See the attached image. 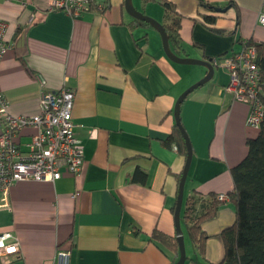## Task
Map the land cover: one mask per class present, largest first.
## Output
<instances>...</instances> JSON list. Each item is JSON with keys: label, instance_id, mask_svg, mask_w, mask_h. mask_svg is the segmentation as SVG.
Here are the masks:
<instances>
[{"label": "crops", "instance_id": "obj_1", "mask_svg": "<svg viewBox=\"0 0 264 264\" xmlns=\"http://www.w3.org/2000/svg\"><path fill=\"white\" fill-rule=\"evenodd\" d=\"M94 1L105 10L71 17L50 11L52 0H0L10 45L0 63V90L10 113L35 115L41 91L73 89L71 119L83 151L78 174H63L53 183L17 182L5 202L0 195V233L14 234L20 247L18 259L0 264H63L56 259L62 249L69 250L67 264L178 260L150 235L157 230L175 238L174 208L185 157L175 142L165 143L176 127L177 98L207 70L170 61L157 31L135 23L124 0ZM161 1L170 2L180 17V57L207 61L240 51L246 41L264 42L258 22L264 0H132V5L164 26L171 17ZM204 3L232 4L219 12ZM228 80L225 70L214 67L211 80L180 105V123L192 148L180 209L184 264H218L220 234L235 219L228 199L214 218L201 223L207 235L202 257L181 221L184 197L229 193L230 171L246 156V141L258 133L246 125L247 106L226 92ZM33 132L26 128L15 138L21 153Z\"/></svg>", "mask_w": 264, "mask_h": 264}, {"label": "built area", "instance_id": "obj_2", "mask_svg": "<svg viewBox=\"0 0 264 264\" xmlns=\"http://www.w3.org/2000/svg\"><path fill=\"white\" fill-rule=\"evenodd\" d=\"M94 9L103 12L105 6L94 0H52L50 11H62L71 17H79ZM264 26V2L258 15ZM7 25L0 20V63L10 48L6 40ZM246 41L240 51L212 60V65L228 74L226 92L233 100L248 108L246 125L259 129L264 115L263 84L257 65V51ZM41 87L44 81L39 79ZM74 90L63 86L56 91H41L39 112L23 117L10 113L8 102L0 90V195L5 202L9 188L17 182L37 181L53 183L63 174L76 175L83 166V151L74 133L71 108ZM26 128L33 129L27 151L21 153L15 138ZM226 202V193L217 195ZM19 241L11 232L0 233V261L6 263L10 257L18 259ZM69 250H57L56 259L67 264Z\"/></svg>", "mask_w": 264, "mask_h": 264}, {"label": "trees", "instance_id": "obj_3", "mask_svg": "<svg viewBox=\"0 0 264 264\" xmlns=\"http://www.w3.org/2000/svg\"><path fill=\"white\" fill-rule=\"evenodd\" d=\"M232 3L216 8L206 3L201 4L210 10L222 12ZM161 6L170 15L169 24L164 25L169 46L179 55L178 30L180 17L175 13L174 6L167 1H161ZM212 22L214 18H207ZM135 23L146 25L139 21ZM249 45L252 43L249 41ZM257 51V65L261 72L264 91V42L254 44ZM213 60V59H211ZM212 62V61H211ZM264 104V96H263ZM176 143L178 152L186 158V147L177 127L167 138L166 145ZM247 153L244 159L230 171L232 190L226 193L234 208V222L225 228L221 234L223 257L218 264H264V115L260 122L257 136L246 141ZM217 195L209 194L203 198L198 193L184 197L181 221L187 225V231L198 254L204 256L207 235L201 230V223L214 218L219 206L223 203ZM150 239L156 244L178 254V244L175 238L168 237L154 230Z\"/></svg>", "mask_w": 264, "mask_h": 264}, {"label": "water", "instance_id": "obj_4", "mask_svg": "<svg viewBox=\"0 0 264 264\" xmlns=\"http://www.w3.org/2000/svg\"><path fill=\"white\" fill-rule=\"evenodd\" d=\"M124 9L130 17L148 24L150 27L155 29V31H157V33L160 35L163 53L170 61L176 64H182V65H199V66H203L207 70L206 75L201 80L191 85L183 93H181V95L177 98L174 109H173L175 126L178 128L180 134L182 135V138L184 140V144L186 147L185 164H184V168L181 173V176L179 178L178 194H177L176 204L174 208V221H175V231H176L175 239L178 244V255H179L178 260L174 264H184L186 261V254H185V248H184L183 234L180 229V209H181L182 200H183L184 185H185L186 177L189 171L191 158H192V148H191L190 140L183 126L180 123L179 111H180V105L192 91H194L198 87L204 85L206 82L211 80V78L213 77V73H214V66L212 65L211 59L207 61H202V60H196V59L178 56L169 46L168 36L165 32L164 27L160 25L154 19L143 15L137 9H135L132 5V0H124Z\"/></svg>", "mask_w": 264, "mask_h": 264}, {"label": "rangeland", "instance_id": "obj_5", "mask_svg": "<svg viewBox=\"0 0 264 264\" xmlns=\"http://www.w3.org/2000/svg\"><path fill=\"white\" fill-rule=\"evenodd\" d=\"M147 17H149V16H147ZM190 67H195V66H190ZM188 237V236H187ZM185 246V245H184ZM186 252V251H185Z\"/></svg>", "mask_w": 264, "mask_h": 264}]
</instances>
